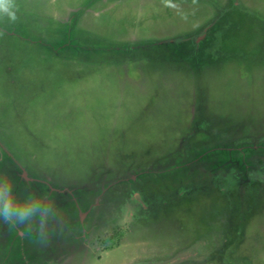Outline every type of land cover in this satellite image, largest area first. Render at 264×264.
I'll use <instances>...</instances> for the list:
<instances>
[{
    "label": "rangeland",
    "instance_id": "rangeland-1",
    "mask_svg": "<svg viewBox=\"0 0 264 264\" xmlns=\"http://www.w3.org/2000/svg\"><path fill=\"white\" fill-rule=\"evenodd\" d=\"M13 4L0 174L56 216L0 264H264V0Z\"/></svg>",
    "mask_w": 264,
    "mask_h": 264
},
{
    "label": "clouds",
    "instance_id": "clouds-1",
    "mask_svg": "<svg viewBox=\"0 0 264 264\" xmlns=\"http://www.w3.org/2000/svg\"><path fill=\"white\" fill-rule=\"evenodd\" d=\"M13 0H0V15L15 21ZM56 216L52 204L28 194L20 201L14 192V184L7 174H0V221L13 227L35 228L43 238L51 220ZM43 242V240H42Z\"/></svg>",
    "mask_w": 264,
    "mask_h": 264
},
{
    "label": "trees",
    "instance_id": "trees-1",
    "mask_svg": "<svg viewBox=\"0 0 264 264\" xmlns=\"http://www.w3.org/2000/svg\"><path fill=\"white\" fill-rule=\"evenodd\" d=\"M89 192H93V190L91 189V188H89V190H88ZM34 229V228H33ZM32 229V230H33ZM124 232V230L123 229H118V231H117V233L114 235V236H116L117 235V237H119V236H121V234ZM32 234H33V232L32 233H30V231H28L27 233H26V237H27V239H29V238H32ZM117 237H111L112 239H115V238H117ZM110 238V239H111Z\"/></svg>",
    "mask_w": 264,
    "mask_h": 264
}]
</instances>
